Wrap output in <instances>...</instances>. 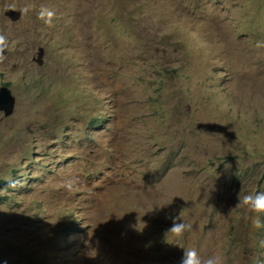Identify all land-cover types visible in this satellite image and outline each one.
I'll return each instance as SVG.
<instances>
[{
    "label": "rangeland",
    "instance_id": "obj_1",
    "mask_svg": "<svg viewBox=\"0 0 264 264\" xmlns=\"http://www.w3.org/2000/svg\"><path fill=\"white\" fill-rule=\"evenodd\" d=\"M0 33V264H264L235 208L264 192V0H0Z\"/></svg>",
    "mask_w": 264,
    "mask_h": 264
},
{
    "label": "clouds",
    "instance_id": "obj_2",
    "mask_svg": "<svg viewBox=\"0 0 264 264\" xmlns=\"http://www.w3.org/2000/svg\"><path fill=\"white\" fill-rule=\"evenodd\" d=\"M32 9L31 4H26L20 8L22 16L27 15ZM5 10H16L15 4L5 5ZM56 16V11L53 8L47 6H41L37 18L41 20L45 25L51 26L53 20ZM9 47V40L6 35L0 33V61L6 59L5 52ZM68 187L71 188V182H69ZM235 208H246L251 213L264 214V192H258L255 194L242 195L241 192L238 196V203ZM184 209L178 215H172L170 219L172 220V225L164 233L165 239L169 238H182L186 231L190 230V225L182 220V213ZM255 226L257 228L264 225L261 224L259 218L255 221ZM138 225V224H137ZM136 225V227H137ZM182 248V247H181ZM184 249V255L181 260V264H221V259L217 255H212L207 258H202L195 248H182Z\"/></svg>",
    "mask_w": 264,
    "mask_h": 264
},
{
    "label": "water",
    "instance_id": "obj_3",
    "mask_svg": "<svg viewBox=\"0 0 264 264\" xmlns=\"http://www.w3.org/2000/svg\"><path fill=\"white\" fill-rule=\"evenodd\" d=\"M5 16L12 21H19L22 17V13L17 10H8L5 12ZM44 54V49H39V57ZM16 98L12 94L11 89L8 86H2L0 88V112L4 113L6 118L11 117L15 111ZM182 253H180L181 255Z\"/></svg>",
    "mask_w": 264,
    "mask_h": 264
},
{
    "label": "trees",
    "instance_id": "obj_4",
    "mask_svg": "<svg viewBox=\"0 0 264 264\" xmlns=\"http://www.w3.org/2000/svg\"><path fill=\"white\" fill-rule=\"evenodd\" d=\"M6 86H8V84H7ZM96 122L101 123L102 120H101V119H94L93 123H96ZM5 184H6V181H1V182H0V187H1L2 185H5ZM7 188H9L8 185H7Z\"/></svg>",
    "mask_w": 264,
    "mask_h": 264
}]
</instances>
